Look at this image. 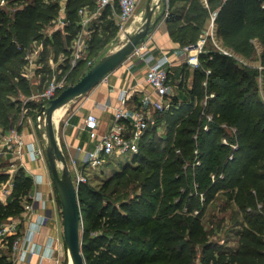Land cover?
Returning a JSON list of instances; mask_svg holds the SVG:
<instances>
[{
    "label": "trees",
    "instance_id": "trees-1",
    "mask_svg": "<svg viewBox=\"0 0 264 264\" xmlns=\"http://www.w3.org/2000/svg\"><path fill=\"white\" fill-rule=\"evenodd\" d=\"M13 2L17 6L12 10L7 3L0 6V135L13 126V104L7 95L17 91L30 94V84L18 72L26 48L39 41L44 47L62 51L65 61H70V45L79 30V8L91 10L96 6V0H65L60 13L59 0ZM262 3L264 0H206V4L203 0H167L168 33L181 47L193 43L210 11L216 10L214 35L219 43L247 62L256 42L264 63ZM113 4L118 10V0ZM177 6L179 10H175ZM58 14L67 23L48 33ZM99 16L109 19V24L114 22L109 5ZM103 31L100 35L93 33L83 58L70 68L67 64L68 84L77 81L95 62L86 65L88 56L104 54L114 31L107 27ZM206 48L199 54L198 67L183 65L182 74L187 75L185 70L192 73L191 86L184 87L181 80L176 84L178 89L185 88L189 100L178 101L174 95L168 110H154V118L164 125V134H156L157 123L150 126L139 139L138 151L129 154L130 159L141 160L144 165L115 171L99 188L88 181L78 184L86 264H264V103L257 74L249 67L251 74L240 70L237 76L234 72L247 65L215 51L209 39ZM259 73L264 75V70ZM205 91L213 93L208 98L212 119L206 124L198 118ZM42 103L24 105L32 104L38 112ZM185 118L187 125L179 127ZM222 122L235 128L230 145L220 143ZM175 132L180 136L172 141ZM171 142L174 145L169 147ZM222 149L225 153L219 159L217 154ZM186 160L192 163L187 175L181 171ZM7 178L8 174L0 172V184ZM192 182L203 191L204 203L219 191L235 201L241 221L233 245H220L208 238L202 209L197 212L199 200L189 191ZM111 183L112 189L108 188ZM32 185L31 176L18 166L9 196L0 201V223L21 215ZM181 187L184 190H179ZM8 263L0 257V264Z\"/></svg>",
    "mask_w": 264,
    "mask_h": 264
},
{
    "label": "crops",
    "instance_id": "crops-1",
    "mask_svg": "<svg viewBox=\"0 0 264 264\" xmlns=\"http://www.w3.org/2000/svg\"><path fill=\"white\" fill-rule=\"evenodd\" d=\"M146 1L147 0L144 1V9ZM156 1L157 0H152L151 2L154 3ZM113 3L114 0L109 4L110 15L112 16L113 21L117 24L118 10L115 9ZM5 4H2L1 6ZM96 8L97 5L92 11L86 6L79 8L83 10L80 14V20L89 18L84 31L86 29L91 30V35L87 40L88 47L84 50V54L88 51L92 31L105 20V18H100L99 16L104 7L98 11ZM161 9L162 4L160 3L154 11L153 18L160 13ZM138 11H140L142 15V9H138ZM132 19L130 20V24L132 23ZM80 20L78 23L79 30L83 27L80 25ZM140 20L134 22L131 30L126 31L133 32L136 30ZM50 30L49 27L46 31L49 32ZM141 44H144L145 48L142 53L145 55L138 56L135 53H131L120 64L108 72L103 79L84 93L85 95L81 94L84 96L78 102L75 99L81 95L76 96L67 103V105H69V103L72 104V108L68 109L66 105L65 111L61 116V119H59L62 121L66 129L63 138L65 145L63 151L64 155H67L70 158L76 145L84 147L89 146L92 143V140L88 137V133L81 128L83 118L88 111H92L98 119L97 131L99 134L105 132L109 128L110 123L112 122L113 107L119 103V94L121 90L127 94V106L130 107L141 103L144 106L148 105L146 102L140 101L141 97L145 94L151 93L154 96L151 87L145 81L144 74L147 68L157 61L163 54L168 57L170 73L182 74L184 70L183 65L186 64L184 58L187 52L183 46H179V44L170 37L165 16L161 17L155 23L150 29L149 34L145 36L142 43L138 44V46ZM186 65L190 69V66L188 64ZM28 128L30 127L27 126L26 131L20 133L23 137V143L25 146L30 144L35 146V144L38 143L35 142V138ZM0 138V146L4 147L3 137L0 136ZM12 145L13 144H11V146ZM14 150L15 146L13 145L9 150L5 148L1 153L4 155L9 153L11 156L10 159L15 161L13 165L17 164L16 168L22 166L31 176L33 185L28 194V198L30 199L32 196L40 195L45 200V191L47 190L46 168L35 160L30 159L25 153H22L19 156H14ZM10 190L6 191V193L4 192L3 194H0V196H2L1 202H4L7 199ZM25 201L27 200H24L23 203ZM49 209V207L46 208L45 206L43 208H35L34 212L31 214L21 213V215L10 217L5 221L16 224L15 233L5 236L3 242L0 244V257L5 258L9 262L8 264L64 263L67 251L63 243L62 222L60 218H58L59 215L57 216L56 208L52 207V210ZM44 212L47 213L49 217L45 223L38 227L36 220L37 214Z\"/></svg>",
    "mask_w": 264,
    "mask_h": 264
},
{
    "label": "rangeland",
    "instance_id": "rangeland-1",
    "mask_svg": "<svg viewBox=\"0 0 264 264\" xmlns=\"http://www.w3.org/2000/svg\"><path fill=\"white\" fill-rule=\"evenodd\" d=\"M8 1V0H7ZM144 1L145 0H138L134 13L135 14L134 18L132 17L123 25V27H120L118 24L115 22L113 23H108L107 18L103 22L99 24L94 30L92 31L96 35L102 34L103 28L107 27L109 31H114V36L110 38V40L107 42L105 48H104V54L112 51L114 48H116L118 45H120L122 42L125 41V35L124 31L126 30H131L134 22L139 21L140 18V23L142 21V17L144 16ZM9 1L6 2L7 7L14 8V6H17L15 2ZM60 4L63 5L65 3V0H59ZM10 4V5H9ZM160 4V3H159ZM157 7V6H156ZM161 7V6H160ZM94 8H91V11ZM138 9H142V15L141 12L138 11ZM180 7L177 6L175 7V10H179ZM10 10V9H9ZM162 10V9H161ZM10 12V11H9ZM161 12V11H160ZM168 13V4L166 2V7L162 13L161 17H166ZM132 19V23L130 24V20ZM140 23L138 24L137 27H139ZM137 29V28H136ZM131 32V31H130ZM95 35V36H96ZM254 52L250 54V60L247 61V66L246 68L242 67V69L238 68L234 74L237 76H240L242 70L243 72H248L249 74V67L254 69V73L258 74L259 71L264 70V63L262 62L261 58V46L254 42ZM88 56V55H87ZM93 56V55H92ZM88 56L87 57V64L86 65H91L93 63L94 59L95 61L99 58H96V56ZM102 56V55H101ZM66 56L62 51H56L53 47L51 46H46L42 45L41 42H33L30 44L28 48H26L23 57H22V62L19 65L18 72L21 74H24L28 83L30 84V94L29 95H23L20 93V91H17L13 94H8L7 99L8 101L13 104V108L11 109V116L14 119L12 120V128H16L18 133H23L26 131V127L28 128L31 132L32 135L35 138V142L38 144H35V146L39 147L41 149V154H38L37 159L35 160L36 162L42 164L47 170V176H46V182H47V190L45 191V207L50 208L49 210H52V207L56 208L57 211V216L61 220V209H60V204H59V199L57 196V193L54 189L53 183L51 181V175L48 173L47 169V162H46V155H45V147H46V141H45V131L44 127H41L40 129L36 127V108H33L32 104H28L29 106L26 107V110L23 111V104L27 103H38L43 102V100L38 99L36 94L42 91V89L47 85L48 82L50 81H55L58 86L57 90H61L64 88L68 83L65 81V75L68 72V67L67 64L72 65L70 61H65ZM85 65V66H86ZM262 65V66H261ZM185 76L184 74L182 75L181 81L184 87L189 88L191 85V72H187L185 70ZM189 74V75H188ZM176 75L173 74L171 76V82L176 83ZM185 88H176L174 87L173 91L175 92V95L177 96V100H189V95L186 94V91L184 90ZM56 90V92H57ZM207 92L209 90H206ZM206 91L203 94V98L205 99V103L202 104V108H200L199 111V117L201 118L206 124L208 121H211L207 119V114L210 112V104L208 98L210 97V92L209 94L206 93ZM85 95V94H84ZM84 95H81L80 97H77L75 100L78 102ZM34 96V97H32ZM261 100L264 103V93L261 95ZM66 105L64 104L61 107H59L54 113H53V123L55 127V134L57 137V141L59 143V146L62 150L64 151V133H66V129L64 127V124L62 123L61 116L63 115ZM68 109L72 108V104L69 103L67 105ZM188 118V117H187ZM155 122L153 125H157L156 129V134L157 135H163L164 134V125L158 121H156V117L154 118ZM186 118L182 120L179 123V127L181 126H186ZM152 126V125H151ZM221 128L223 129V134L220 136V143L225 144V145H230L231 138L234 137V131L232 127L226 123L225 125H222L220 123ZM1 127V126H0ZM70 127V126H69ZM198 128V125H197ZM8 129H5V132L1 133H6ZM179 133H173L172 134V141L174 139L176 140L179 137ZM193 137H196V133L193 134ZM0 145H1V138H0ZM174 145V142H171L169 147H172ZM5 150L4 147L0 146V172L3 173H8L9 177L3 181L0 184V194H3L6 191H9L11 188V179H12V174L15 172L17 164L13 165L15 161L13 159H10V154L7 153L6 155L2 154ZM175 152L178 153L179 149L176 147ZM195 152V151H194ZM225 153V149H222L221 151L218 152L217 157L220 159L223 157ZM144 156V155H143ZM145 157V156H144ZM66 160H68L69 156L65 155ZM141 160H134L130 159L129 154L124 153L121 154L112 160L109 159L107 156L105 157V161L101 166L98 167H89L87 165H84V175L86 177V181L90 183L95 188H99L115 171H120L123 169H131L135 168L138 165L143 166L144 164L140 162ZM59 163V162H58ZM69 164V163H68ZM192 166V163H189L187 160L184 161L181 164V171L184 172L186 175L189 173V167ZM60 167V163L58 168ZM69 164V168H70ZM145 168V167H144ZM189 186V184H187ZM113 184L111 183L108 188L112 189ZM109 189V190H110ZM183 187H181L179 190H182ZM184 190V189H183ZM189 191L191 195H194L198 198L199 200V209H202L201 212V220L202 223L205 227V230L207 232V236L210 240L217 241L220 245H233L234 244V238H235V230L238 228V224L241 221V214L237 209V205L234 200L227 199L225 195L222 194V192H217L214 195V198L209 201L208 203H204V198H203V191L199 188L198 185L195 184V182L191 183V187H189ZM10 193V192H9ZM8 193V194H9ZM47 196V197H46ZM52 206V207H51ZM58 209V210H57ZM22 213L27 214L26 211H23ZM80 232L82 233V229L80 226ZM66 261V264H71L70 258L66 255V258L64 259V262Z\"/></svg>",
    "mask_w": 264,
    "mask_h": 264
},
{
    "label": "built area",
    "instance_id": "built-area-1",
    "mask_svg": "<svg viewBox=\"0 0 264 264\" xmlns=\"http://www.w3.org/2000/svg\"><path fill=\"white\" fill-rule=\"evenodd\" d=\"M112 1L113 0H96V10L98 11L111 4ZM5 2L6 0H0V6L5 4ZM137 2L138 0H118L117 24L120 27H123V25L132 17ZM203 2L206 4V0H203ZM262 7H264V3H262ZM63 9L64 4L60 7V13ZM82 11V9H79L80 14ZM215 16L216 10L210 11L207 23L202 32L199 34L197 40L184 46V49L187 52L184 58L185 63L191 68L198 67L200 65L199 54L207 51L206 42L207 39H209L215 51L232 56L242 64H247L243 58L222 46L215 38ZM88 20L89 18L80 20V25L83 27L72 39L70 45V63L72 65H74L78 59L84 57V50L88 47L87 40L91 35V30L86 29L84 31ZM66 23L67 20L63 18L61 14H58V16L53 20V23L50 26L51 30L48 33L54 29L61 28ZM137 46L134 48L132 53H135L138 56L145 55L142 53L145 48L144 44H141L138 47ZM168 63V57L163 54L157 61L152 63L147 68L144 74L145 81L151 87L154 96L151 93L145 94L141 97L140 101L146 102L148 105L144 106L141 103L129 107L127 106V94L122 90L120 91L119 103L113 107L114 111L112 122L105 132L101 134L98 133V119L92 111H88L85 114L81 123V128L88 133V137L92 140V143L89 146L84 147L76 145L74 152L70 155V158L66 160L67 168L72 176V180L74 185H76V188L80 182L86 181V177L83 173L84 165L89 167H98L104 163L106 156L108 158H115L124 153L132 154L137 152L139 139L144 131L155 122L153 111H164L170 108L172 98L175 95L173 89L174 87L177 88L176 84L181 80L183 74L176 75V83L171 82V74H168ZM205 71L208 73L210 70L206 68ZM256 80L259 92L263 95L264 75L261 73L257 74ZM203 84H206V80L203 81ZM57 86L58 84L55 81H50L41 92L36 94L37 97H39L38 99L43 100L41 107L46 105L48 100L56 95V90L58 89ZM211 95H213V93H211ZM200 102L201 104H204L205 99L202 98ZM26 107L27 106L23 107V111L26 110ZM36 118V127L39 129L44 127L43 118H40L37 114ZM207 119L211 120L212 114H207ZM225 124V122H222V125ZM231 127L235 133V128L233 126ZM0 136L3 137V146L6 149L9 150L13 145L15 146V150L13 152L14 156H19L20 154L25 153L30 159L36 160L38 154H41V149H39V147H35L32 144L25 146L23 143V137L17 132L16 128H11L7 133H2ZM11 144L13 145L11 146ZM194 151L196 152L197 150L195 149ZM68 163L71 166L70 168ZM1 198L2 196H0V201H2ZM44 206L45 200L40 195L32 196L29 200L23 203L24 211L30 214L34 212L35 208H43ZM48 217L49 215L45 212L37 214V226L39 227L45 223ZM15 226L16 224L13 222L0 223V244L3 242L5 236L15 233Z\"/></svg>",
    "mask_w": 264,
    "mask_h": 264
},
{
    "label": "water",
    "instance_id": "water-1",
    "mask_svg": "<svg viewBox=\"0 0 264 264\" xmlns=\"http://www.w3.org/2000/svg\"><path fill=\"white\" fill-rule=\"evenodd\" d=\"M151 1H146L144 16L139 27L133 32H124V42L112 51L100 56L77 81L62 88L37 112V116L43 118L47 168L59 199L63 243L71 264H86L81 246V215L76 185L73 183L72 176L67 168L65 155L57 141L52 114L57 107L67 104L76 96L84 94L91 89L108 72L127 58L133 52L134 48L144 40L145 36L149 34L150 29L161 18L167 2V0H157L154 3ZM159 3L162 4V10L153 18L156 6ZM58 162L60 163L59 168Z\"/></svg>",
    "mask_w": 264,
    "mask_h": 264
},
{
    "label": "bare ground",
    "instance_id": "bare-ground-1",
    "mask_svg": "<svg viewBox=\"0 0 264 264\" xmlns=\"http://www.w3.org/2000/svg\"><path fill=\"white\" fill-rule=\"evenodd\" d=\"M126 25V24H125ZM124 25V26H125ZM62 106V105H61ZM61 106H59V107H61ZM59 107H57L56 109H54V111H53V113L59 108ZM52 118H53V114H52ZM58 166H59V164H58ZM71 262V261H70Z\"/></svg>",
    "mask_w": 264,
    "mask_h": 264
}]
</instances>
